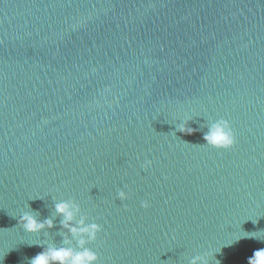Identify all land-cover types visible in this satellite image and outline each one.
I'll list each match as a JSON object with an SVG mask.
<instances>
[{"label":"water","instance_id":"obj_1","mask_svg":"<svg viewBox=\"0 0 264 264\" xmlns=\"http://www.w3.org/2000/svg\"><path fill=\"white\" fill-rule=\"evenodd\" d=\"M218 119L231 149L203 140ZM70 199L101 225L97 264L264 248L234 242L264 239V0H0V264L62 246Z\"/></svg>","mask_w":264,"mask_h":264},{"label":"clouds","instance_id":"obj_2","mask_svg":"<svg viewBox=\"0 0 264 264\" xmlns=\"http://www.w3.org/2000/svg\"><path fill=\"white\" fill-rule=\"evenodd\" d=\"M188 120L181 121L176 130L185 135L193 134L196 129L188 126ZM203 140L207 146L222 150L231 149L236 144L235 133L230 122L226 119L208 123V131L203 134ZM150 163V161L146 162L145 167ZM117 197L121 201L127 200L128 193L120 190ZM142 207H149L148 201H142ZM54 208V214L62 217L60 224L65 230L62 246H57L46 240L33 244L43 247V250L32 257L29 264H97L98 254L89 248L88 244L97 239V234L102 230L101 225L96 222L90 223L89 217L82 213L80 205L75 200H59L55 202ZM19 225L30 234H39L45 229L55 227L53 218L41 221L31 211H24L19 215ZM256 233L258 232L246 233L234 242H238L242 238H255L264 241ZM73 241H75V247L72 246ZM208 256V253L197 255L190 261V264H210ZM247 264H264V248L254 250L248 257Z\"/></svg>","mask_w":264,"mask_h":264}]
</instances>
